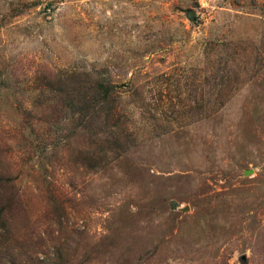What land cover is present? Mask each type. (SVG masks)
Segmentation results:
<instances>
[{"label": "rangeland", "instance_id": "374dc122", "mask_svg": "<svg viewBox=\"0 0 264 264\" xmlns=\"http://www.w3.org/2000/svg\"><path fill=\"white\" fill-rule=\"evenodd\" d=\"M0 264H264V0H0Z\"/></svg>", "mask_w": 264, "mask_h": 264}]
</instances>
